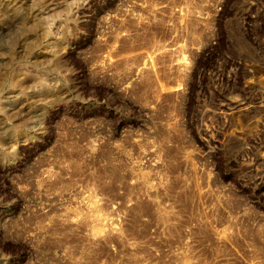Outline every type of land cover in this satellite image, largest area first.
<instances>
[{
	"label": "rangeland",
	"instance_id": "1",
	"mask_svg": "<svg viewBox=\"0 0 264 264\" xmlns=\"http://www.w3.org/2000/svg\"><path fill=\"white\" fill-rule=\"evenodd\" d=\"M0 264H264V0H0Z\"/></svg>",
	"mask_w": 264,
	"mask_h": 264
},
{
	"label": "bare ground",
	"instance_id": "2",
	"mask_svg": "<svg viewBox=\"0 0 264 264\" xmlns=\"http://www.w3.org/2000/svg\"><path fill=\"white\" fill-rule=\"evenodd\" d=\"M98 219L102 222H105V219H103L102 217H98ZM106 223V222H105Z\"/></svg>",
	"mask_w": 264,
	"mask_h": 264
}]
</instances>
